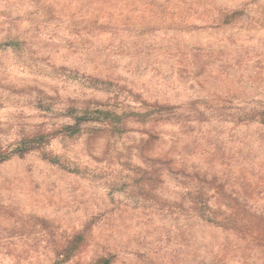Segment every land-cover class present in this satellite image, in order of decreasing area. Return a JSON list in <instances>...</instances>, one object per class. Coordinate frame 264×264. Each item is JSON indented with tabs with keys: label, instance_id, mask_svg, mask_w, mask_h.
<instances>
[{
	"label": "rangeland",
	"instance_id": "1",
	"mask_svg": "<svg viewBox=\"0 0 264 264\" xmlns=\"http://www.w3.org/2000/svg\"><path fill=\"white\" fill-rule=\"evenodd\" d=\"M36 134L0 264H264V0H0V153Z\"/></svg>",
	"mask_w": 264,
	"mask_h": 264
},
{
	"label": "trees",
	"instance_id": "2",
	"mask_svg": "<svg viewBox=\"0 0 264 264\" xmlns=\"http://www.w3.org/2000/svg\"><path fill=\"white\" fill-rule=\"evenodd\" d=\"M73 111L75 112L73 114ZM69 114L72 116L73 122L62 125L58 130L51 132L50 137H55L58 133H64L66 135H72L79 130V124L83 121H99L111 123L117 117L113 110L103 109V108H94L88 109L84 108L81 111H77L75 108H72L69 111ZM44 134H36L31 137H24L20 140L18 146L13 149L10 153L2 152L0 153V161L8 158L13 154L23 155L25 152L38 148L44 141ZM51 162H57V158L54 156L44 154ZM100 264H109V259L104 258L101 260Z\"/></svg>",
	"mask_w": 264,
	"mask_h": 264
}]
</instances>
